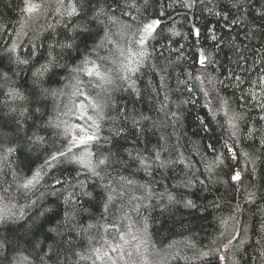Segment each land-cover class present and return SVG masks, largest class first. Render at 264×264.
I'll use <instances>...</instances> for the list:
<instances>
[{
    "label": "trees",
    "instance_id": "1",
    "mask_svg": "<svg viewBox=\"0 0 264 264\" xmlns=\"http://www.w3.org/2000/svg\"><path fill=\"white\" fill-rule=\"evenodd\" d=\"M37 2L44 5L41 13L21 28L23 0H0V206L26 213L0 224V264H41V256L44 264H109L107 259L95 261L92 249L105 250V242L117 243L119 234L129 230V236L145 242L155 264H264V110L259 107L264 104V0H195L191 8L184 0H80L82 14L64 17L55 31L49 25L61 19L54 14L56 0ZM100 7L107 15L92 19ZM156 19L161 23L147 41L148 59L134 77L139 94L126 84L120 87V81L110 93L89 89L106 101L101 136L107 140L92 147L94 163L107 157L97 168L100 175L59 164L45 168L32 190L18 187L49 153L67 144L48 122L58 116L68 119L61 114L71 103L72 88L55 97L41 95V89L60 90L73 83L69 69L100 43L106 30L115 43L105 40L98 54L112 58L118 56L117 44L124 46L128 36ZM73 25L86 28L91 38L77 35L78 51L59 61L68 67L34 84L32 74L45 62L49 45L72 36ZM14 41L16 55L30 58L28 65L9 59L6 49ZM59 52L57 48L54 55ZM201 52L207 57L204 65ZM109 67L114 66L103 63ZM10 89H19L25 99L10 98ZM222 100L243 115L235 137ZM25 108L28 112L21 116ZM35 135L46 143L33 145L29 138ZM226 145L239 154L238 164ZM8 148L16 151L8 155ZM244 152L255 159L254 165ZM217 156L223 164H213ZM238 169L242 182L231 180ZM70 194L75 199L66 204ZM187 201L195 206H186ZM233 236L237 238L225 249ZM204 252L209 255L201 258Z\"/></svg>",
    "mask_w": 264,
    "mask_h": 264
},
{
    "label": "snow or ice",
    "instance_id": "2",
    "mask_svg": "<svg viewBox=\"0 0 264 264\" xmlns=\"http://www.w3.org/2000/svg\"><path fill=\"white\" fill-rule=\"evenodd\" d=\"M146 2L147 0H145V3ZM194 2L195 0H184V6L191 8ZM132 6L134 7L135 5L133 4ZM43 8V3L37 2V0H23V7L21 8V28L24 27L27 21L31 20L34 16L39 15ZM54 14L61 19L57 20L55 25H49V28H51L53 31H55L56 25L61 24L64 17L73 18L79 17L82 14V6L80 4V0H56ZM106 15L107 13L105 12V9L103 7L96 8L93 11L92 19H99L101 16ZM108 20L115 23L116 17L108 16ZM100 22L103 23L102 20ZM160 23L161 21L159 19H156L143 24L142 27L138 28L135 33L127 37V42L124 46H121L119 44L116 45L118 56L112 58L99 56L98 54V49L104 46L105 40H107L108 43H115L110 39V34L106 30L105 36L101 38L100 43L96 44L88 55L83 56V58H81L75 64V66L69 69V74L73 83H71L70 85H65V88L60 90L41 89V95H51L55 97L57 95H65V89H67L68 87L72 88L71 93L68 94L71 103L70 105H64V111L61 114L64 117H68V119H61L58 116L55 122H53L52 120H49L48 122L50 126H53L57 130V135L67 140V144L63 147V150H56L49 153L44 164L40 168L35 170L33 174L22 184L18 185V187L26 191L32 190L40 183L43 176L46 174L44 172L45 168L52 169L59 164L79 165L81 169H86L94 176L100 175V173L97 171V168L100 165H105L107 163V157L102 158L94 163V153L92 151V147L95 144H98L102 139L107 140V138L101 136V122L107 119V116L105 114L106 101L101 98L100 92H96V94L93 95L92 91L100 89L101 92L110 93L112 90V86L116 85L117 81H120L122 82L119 85L120 87H123L124 84H126L128 88H131L133 91L139 94V89L136 88V80L134 79V77L137 73H140L141 68L144 66L145 61L148 59L149 53L147 51V41L150 38H153V33L156 31ZM64 27L67 29L68 25L65 24ZM77 29H80V31L77 32ZM70 31L73 33V35L66 36L63 42L56 40L49 45L50 51L48 52V56L45 62L41 64V66L37 68L32 74L34 84L40 82L45 75L49 73L57 74L58 69L60 71H63L68 67L67 64H61L59 61L63 54H69V59H71L72 57L70 56V53L73 50L78 51V45L76 44L77 35H83L84 41L91 38L90 35L87 34V29L81 28L80 25H73ZM194 31L196 32V34H198V30ZM22 34L23 33H18V36ZM17 47L18 44L14 41L12 45L8 49H6V52L9 55V59L13 60L18 65H28L30 63V58L21 59L18 55H16ZM57 48L60 50V52L54 55ZM36 55L37 46L33 44L31 56L35 57ZM93 55L96 56L95 59L92 58ZM206 60L207 57L203 54V52H201L199 63L201 65H204ZM106 61L111 63L114 67L103 68V63ZM82 77H87V79H82ZM195 79L199 80L200 77L197 76L195 77ZM237 80H240L239 76H237ZM260 82L264 83V76L261 77ZM209 83H211V81H209ZM89 89H91L92 91H89ZM204 94L205 96L209 95L208 92H205ZM8 96L10 98H19L21 100L25 99L24 95L19 91V89H10ZM253 99H256L255 95H253ZM209 104H211V101H209ZM259 107L264 110V104L259 105ZM221 108L224 110V116L226 117L228 128L231 130V136L235 137L238 131V121L243 119V115L237 112H232L227 100H222ZM13 111H15V109H13ZM39 111L40 108H36V112ZM27 112V108L23 109V111L21 112V116L25 115V113ZM175 115L176 114L173 113V116ZM213 115L215 116V113ZM73 118H75V120L77 121H84V123L73 122ZM145 119L147 118L145 117ZM261 119H264V116H262ZM122 131L123 129H120V131L116 134L119 135ZM29 139L32 141L33 145H44L46 143L45 138L39 135H35L34 137H30ZM261 145L264 146V139L261 140ZM227 147L228 152L232 156V159L236 160L238 164L239 154L234 151L233 147ZM80 149H83V151H80ZM15 151V148H8L6 150L8 155L12 154ZM243 155L246 158H249L253 165L255 164V159H252L249 153L244 152ZM138 159H140L141 165L147 167L146 160L144 158L138 157ZM156 160L160 161L159 153L156 154ZM160 163L161 166H163L164 162L160 161ZM223 163L224 159L221 156H217L215 161L213 162L214 165H220ZM206 168L209 172L212 171V166H206ZM231 180L242 182L241 170L238 169L234 171L231 175ZM60 183V180L56 181V184ZM128 183H131V181H129ZM189 183H191V181ZM201 183H203V181H201ZM80 185L81 187H83L84 182L81 181ZM5 191H7V189H5ZM84 195L91 194L85 191ZM253 196L254 193H250L249 200H251ZM70 199H75V197L70 194L69 197L65 198V203L67 204ZM112 199V195H109L108 200L111 201ZM169 199H171V197H169ZM186 206L194 207L195 205H193L191 201H187ZM46 211L48 210L46 209L45 212ZM25 214L26 213L23 208L20 209L19 214L17 215L16 213L11 212L8 207L0 206V224L23 219ZM40 215L43 216L44 212H41ZM65 218L66 221H68L69 214L67 212H65ZM89 227H91V225ZM111 227L115 228L116 226L112 225ZM262 227H264V225H262ZM56 230L57 229L55 228L51 229V231ZM130 232L131 230H129V233L119 234V240L123 243H116L115 245H113L105 242L106 244H108L107 250H102V248L99 247L92 249L94 260L104 261L105 259H107L111 261V264H117V261L115 259H112L109 253L119 252V259L122 260L124 257V245L134 246L135 252L140 253L143 242L139 241L137 235L135 234H131L130 239H126V237L129 236ZM236 238V236H233L232 240H229L228 243L224 245V248L228 249L232 245V241ZM146 252L147 249L145 247L144 253L146 254ZM132 254V252H129L128 256L131 257ZM208 255L209 253L207 252L201 253V258ZM45 256H47V253H45ZM80 258L85 259V257L83 256H81ZM23 259L27 260L28 257H23ZM225 259V256H220V260L222 262ZM40 261L41 264H44V256L40 257ZM13 264H17V262L13 261ZM145 264H148L146 259Z\"/></svg>",
    "mask_w": 264,
    "mask_h": 264
},
{
    "label": "rangeland",
    "instance_id": "3",
    "mask_svg": "<svg viewBox=\"0 0 264 264\" xmlns=\"http://www.w3.org/2000/svg\"><path fill=\"white\" fill-rule=\"evenodd\" d=\"M126 239H130V236H127ZM139 241H141V240L139 239ZM117 243H123V242L122 241H118ZM115 244L116 243H114L113 245H115ZM145 247H146V244L143 241V245L141 247V252L140 253H136L135 250H134V246L124 245V247H123L124 257H123L122 260L119 259V256H120L119 252H116V253H111L110 252L109 255L112 257V259H115L117 261V264H145V259L147 260L148 264H155L153 262V259L155 258V256L151 255V254H149L147 252L145 254L144 253V248ZM105 250H107V248ZM129 252L133 253L131 257L128 256ZM159 258H161V255L159 256ZM104 263L108 264V262H106V261H104ZM109 264H111L110 260H109Z\"/></svg>",
    "mask_w": 264,
    "mask_h": 264
}]
</instances>
